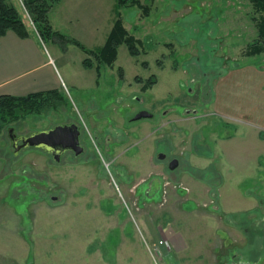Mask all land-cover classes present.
I'll return each mask as SVG.
<instances>
[{
	"label": "rangeland",
	"instance_id": "rangeland-1",
	"mask_svg": "<svg viewBox=\"0 0 264 264\" xmlns=\"http://www.w3.org/2000/svg\"><path fill=\"white\" fill-rule=\"evenodd\" d=\"M7 1L33 29L24 0ZM139 1L148 15L134 6L118 11L116 0H104L110 12L104 24L97 22L89 0H65L51 11L54 30L91 50L103 45L118 12L144 53L132 58L121 45L113 66L99 70L97 82L94 69L82 67L86 56L78 47L45 42L67 80L60 89L66 102L0 131V264H232L228 216L230 197L236 195L229 187V162L215 160L219 152L207 163L199 157L229 146H216L221 130L251 129L247 120L223 114L235 112L230 97L241 93L231 95L233 73L251 65L248 71L258 74L250 79L264 83V70L254 68L264 65V53L244 56L256 39L253 9L248 0ZM151 76L156 84L141 91L136 80ZM141 109L153 119L127 123ZM71 118L94 155L89 163L56 165L38 150L13 155L7 127L23 137ZM146 122L163 126L162 135L156 137L158 131L128 149L150 136L152 127L136 128ZM116 139L122 145L115 146ZM169 140L181 154L176 179L162 172L161 164L149 163L151 149L156 157L170 147ZM189 201L198 218L178 208L188 202L185 208L191 209ZM181 240L182 252L174 246Z\"/></svg>",
	"mask_w": 264,
	"mask_h": 264
},
{
	"label": "crops",
	"instance_id": "crops-1",
	"mask_svg": "<svg viewBox=\"0 0 264 264\" xmlns=\"http://www.w3.org/2000/svg\"><path fill=\"white\" fill-rule=\"evenodd\" d=\"M89 1L92 7L93 5L96 6V12H93V14L98 19L97 22L104 24L108 21L110 12H108V6L105 5L104 0ZM64 2L65 0H62L58 7L63 5ZM50 14V24L54 29ZM113 23L114 18L112 19V25L109 24L107 37ZM74 39L78 41V38ZM84 56L86 55L84 54ZM56 61L46 48L45 43L33 31L29 32V37L26 39L19 38L11 31L7 32L0 38V96L23 97L41 92L60 91L62 85L66 83V78L60 73ZM250 68L251 65H245L241 68L242 70L238 71L239 74L233 73L229 77L231 95L239 93L238 90L241 93L245 91V94L240 93L237 96H231L230 105L233 107L231 110L235 109V112H227L223 115L247 120L251 129L245 130L243 126H235L230 133L221 130L219 134H216V146L219 143L220 145L227 143L229 146L222 149L218 147L213 154L199 157L202 159L201 161L207 163L209 159L214 157L215 152H219V157L217 156L215 160L219 159L220 164L224 161L229 162V187L231 193L234 192L236 195L233 194L230 197L231 205L228 216L231 239L230 255L232 259L230 263L232 262V264H264V83H253L250 77L256 78L258 71L250 70L253 74H249L250 71L248 70ZM254 68L264 70V65L258 67L254 64ZM94 72L95 79L98 82L97 71L94 70ZM221 84H217L219 85L217 87H221ZM243 85H247L251 91L248 92ZM143 125L142 128L139 126L136 128L140 131L145 126H148L149 129L153 128L152 124L148 122L143 123ZM194 158H198L197 154ZM238 169H243L244 172H238ZM220 189L221 186L218 185L216 191L214 190L218 209ZM187 203H183L181 207H178L180 211H184L186 214L191 213V215L198 218L199 215L194 214L197 213L196 205L192 202L194 206L191 209H186L185 205ZM175 209L176 207H173V210ZM205 210L210 211V209ZM173 212L176 213L177 211ZM211 213L213 214V212ZM211 226L214 228L213 224ZM181 242L182 240L176 242L174 246L182 252L185 250V244L182 242L181 245Z\"/></svg>",
	"mask_w": 264,
	"mask_h": 264
},
{
	"label": "trees",
	"instance_id": "trees-1",
	"mask_svg": "<svg viewBox=\"0 0 264 264\" xmlns=\"http://www.w3.org/2000/svg\"><path fill=\"white\" fill-rule=\"evenodd\" d=\"M61 1L24 0V8L33 27V29H29V25L23 21L17 9L7 0H0V38L11 31L19 38L26 39L29 37V32L33 30L43 43L51 41L61 45L72 44L86 55L83 67L88 70L94 69L97 74L102 67L113 66L121 45L126 47L132 58L139 57L144 53L142 42L126 30L118 12H116V18L104 45L98 49H87L75 39L65 37L53 29L49 20V14ZM248 2L253 9L252 20L256 30V39L247 47L244 56L253 58L264 53V0H248ZM133 6L140 9L144 16L148 15V9L141 5L139 0H116L115 3L118 11ZM142 65L145 66L146 63L143 62ZM136 81L142 83L141 91L146 92L156 84V77L151 76L145 82L141 79ZM64 100L60 91L41 92L23 97L0 96V131L3 127L18 123L29 116L41 115L45 110L56 108L60 103L65 104Z\"/></svg>",
	"mask_w": 264,
	"mask_h": 264
},
{
	"label": "flooded vegetation",
	"instance_id": "flooded-vegetation-1",
	"mask_svg": "<svg viewBox=\"0 0 264 264\" xmlns=\"http://www.w3.org/2000/svg\"><path fill=\"white\" fill-rule=\"evenodd\" d=\"M140 111H146L147 112V117L144 118V119H141V120H152L153 119V115L151 112H149V110H145V109H141L135 113H133L131 115L134 116L136 115L137 113H139ZM164 115V114H162ZM129 119V118H128ZM137 121H140V120H137ZM133 122H136V121H131V122H127V123H133ZM160 123V121H159ZM159 123L157 124V126L155 128H153L151 130V132L149 133L150 136L147 135V137L145 138V136L139 140H137L135 143H132L130 146H128V149L129 148H134L138 142L142 141L143 139H151V137H155V134L157 133V136L156 137H159L160 135H162L161 133V129L163 126H160ZM16 124V123H14ZM170 125H173V123H168L166 126H170ZM58 126H76L78 132H79V135H78V142H79V148L81 149V151L79 153H76L74 150L70 149H66L64 151H62L63 149V145H57V147H55V149H52L49 150L47 149L46 147L45 148H22L21 150L19 151H15L16 148H18L19 146H21L22 142H21V139H24V138H27L28 136L34 134V133H30L28 135H25L23 137H18L15 133V129L11 126V127H7L6 128V131H7V138L8 140L10 141V145H11V148H12V151H13V155L16 156V154H19L20 152L22 151H25V150H38L40 151L44 156H47V158L54 164L56 165H61L62 163H65L66 165L67 164H72L74 162H87L89 163V161H91V159H94L93 158V154L90 152V150L88 148H86L84 142H83V133H82V130L80 128V126L78 125L77 121L75 118H71V120L69 119L67 122H63V123H60V124H56L54 126H52L51 128L49 129H46V130H41V131H38V132H49L51 130H53L54 128L58 127ZM167 129V128H166ZM175 129L174 127L173 128H169V130H172ZM163 130V129H162ZM168 130V129H167ZM163 139V138H161ZM170 141V147L166 148V150H162L160 151L157 156L155 157V154H154V148L151 149V153L149 154L150 156V164H156V165H159L161 164L162 165V172H166L165 174L168 175L169 173H172L174 176V179L177 178V175L181 174L182 173V169H180V165H181V159H180V155L178 153V150L177 149H174L171 145V140ZM126 143V142H125ZM119 144H121V142L119 140H115V146H118ZM122 145V144H121ZM126 150V149H125ZM122 155V154H121ZM176 162V167L175 169L171 170L170 169V166L174 165V162ZM127 171V170H126ZM185 172V171H183ZM129 178H131L132 180L135 178L134 175H129L128 176ZM158 178V177H157ZM155 179V178H154ZM130 183V182H129ZM144 184L143 181L140 182V184ZM148 183V182H146ZM128 184V183H126ZM155 183H151V185H149V187L147 188H144V190H146L145 194L147 195V192L150 191L151 187H154ZM141 187V185L139 186ZM135 190V197H137V190L136 188H134ZM149 190V191H148ZM139 199V197H137ZM53 200L57 199V197H52Z\"/></svg>",
	"mask_w": 264,
	"mask_h": 264
},
{
	"label": "water",
	"instance_id": "water-1",
	"mask_svg": "<svg viewBox=\"0 0 264 264\" xmlns=\"http://www.w3.org/2000/svg\"><path fill=\"white\" fill-rule=\"evenodd\" d=\"M146 111H140L136 115L128 119L129 122L141 120L147 117ZM79 132L76 126H58L49 132H39L34 133L27 138L21 139V146L15 149L19 151L22 148H47L51 150L55 149L57 145H63L62 151L68 149L74 150L76 153H79L81 149L79 148L78 142ZM52 147V148H51ZM176 162L174 165L170 166V169L173 170L176 167Z\"/></svg>",
	"mask_w": 264,
	"mask_h": 264
},
{
	"label": "built area",
	"instance_id": "built-area-1",
	"mask_svg": "<svg viewBox=\"0 0 264 264\" xmlns=\"http://www.w3.org/2000/svg\"><path fill=\"white\" fill-rule=\"evenodd\" d=\"M154 250H155V252H157V254L161 253L160 250H157V249H154Z\"/></svg>",
	"mask_w": 264,
	"mask_h": 264
}]
</instances>
